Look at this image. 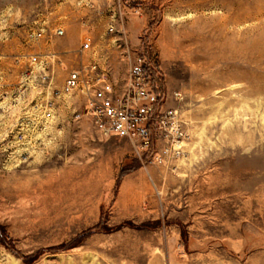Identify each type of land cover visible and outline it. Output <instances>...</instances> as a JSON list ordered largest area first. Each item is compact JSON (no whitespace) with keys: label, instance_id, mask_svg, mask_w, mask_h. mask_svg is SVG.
Returning <instances> with one entry per match:
<instances>
[{"label":"rangeland","instance_id":"374dc122","mask_svg":"<svg viewBox=\"0 0 264 264\" xmlns=\"http://www.w3.org/2000/svg\"><path fill=\"white\" fill-rule=\"evenodd\" d=\"M38 3L0 0V264H264V0L112 3L189 135L166 166L79 116L48 33L83 4Z\"/></svg>","mask_w":264,"mask_h":264},{"label":"built area","instance_id":"2783aa9c","mask_svg":"<svg viewBox=\"0 0 264 264\" xmlns=\"http://www.w3.org/2000/svg\"><path fill=\"white\" fill-rule=\"evenodd\" d=\"M109 32H114V28L111 27ZM122 33L125 37V31ZM42 34H32L31 39L37 40ZM62 34V30L54 33L56 36ZM115 50L121 57L118 62L127 63L122 84L117 75L118 62L114 63L104 54L102 57L93 49L92 39L87 37L81 54L92 52L98 54V58L80 61L67 76L61 93L67 96L79 94L83 98L79 116L91 120L97 132L105 138L128 140L139 160L150 155V163L159 166L180 160L189 135L179 122L178 112L164 109L161 104L162 96L153 67L143 49L132 50L126 39L125 43L117 44ZM27 58L30 61L26 65V77L32 72L33 64H38L39 55ZM174 97L176 101L182 100L180 93H175Z\"/></svg>","mask_w":264,"mask_h":264},{"label":"crops","instance_id":"0c3cea01","mask_svg":"<svg viewBox=\"0 0 264 264\" xmlns=\"http://www.w3.org/2000/svg\"><path fill=\"white\" fill-rule=\"evenodd\" d=\"M115 0H65V2L83 4V9L77 17L71 15V7H62L63 12L69 13L71 15L69 22L66 23V28L61 29L63 34L61 36H56L54 33L57 30H49V35L51 38H59L62 47L53 50V58L57 59L58 62L69 66L72 70L77 67L80 61L87 62L89 60H94L98 58V54H93L92 52L81 54L82 44L85 38L90 37L92 39L93 49L98 50L99 54L104 57V53L107 49H114L117 44H123L120 36V32L114 30V32H109V29L113 27L109 20L114 19L115 7L112 3ZM37 5L39 0H36ZM44 0H40L43 3ZM70 8V9H69ZM125 11V7H124ZM43 15V10H37V16ZM124 14V13H123ZM82 15V17L80 16ZM110 15V17H109ZM106 22L107 28L104 30H95L94 26H99L101 22ZM74 27V29H72ZM122 31V30H121ZM128 33V41L131 46L136 45L134 34L132 32L126 31ZM136 42V43H135ZM121 59L118 55L116 56ZM115 57V58H116ZM115 62H118L114 59ZM123 64L118 62V66L121 68Z\"/></svg>","mask_w":264,"mask_h":264},{"label":"trees","instance_id":"16d2710c","mask_svg":"<svg viewBox=\"0 0 264 264\" xmlns=\"http://www.w3.org/2000/svg\"><path fill=\"white\" fill-rule=\"evenodd\" d=\"M150 156V155H149ZM147 159V158H146Z\"/></svg>","mask_w":264,"mask_h":264}]
</instances>
